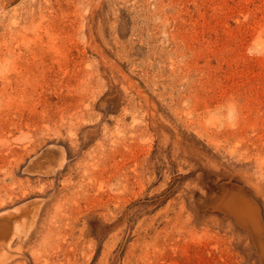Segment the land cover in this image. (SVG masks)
I'll list each match as a JSON object with an SVG mask.
<instances>
[{"label":"rangeland","instance_id":"1","mask_svg":"<svg viewBox=\"0 0 264 264\" xmlns=\"http://www.w3.org/2000/svg\"><path fill=\"white\" fill-rule=\"evenodd\" d=\"M0 264H264V0H0Z\"/></svg>","mask_w":264,"mask_h":264},{"label":"bare ground","instance_id":"2","mask_svg":"<svg viewBox=\"0 0 264 264\" xmlns=\"http://www.w3.org/2000/svg\"><path fill=\"white\" fill-rule=\"evenodd\" d=\"M243 214V213H242ZM251 214V213H250ZM248 215V214H247ZM243 216V215H242ZM245 216V215H244ZM252 218V217H251Z\"/></svg>","mask_w":264,"mask_h":264}]
</instances>
